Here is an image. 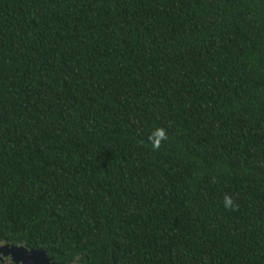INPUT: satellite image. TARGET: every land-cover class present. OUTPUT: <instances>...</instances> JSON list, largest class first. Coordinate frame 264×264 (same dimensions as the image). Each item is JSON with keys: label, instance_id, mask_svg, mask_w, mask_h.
Returning a JSON list of instances; mask_svg holds the SVG:
<instances>
[{"label": "trees", "instance_id": "obj_1", "mask_svg": "<svg viewBox=\"0 0 264 264\" xmlns=\"http://www.w3.org/2000/svg\"><path fill=\"white\" fill-rule=\"evenodd\" d=\"M0 244L264 264V0H0Z\"/></svg>", "mask_w": 264, "mask_h": 264}, {"label": "clouds", "instance_id": "obj_2", "mask_svg": "<svg viewBox=\"0 0 264 264\" xmlns=\"http://www.w3.org/2000/svg\"><path fill=\"white\" fill-rule=\"evenodd\" d=\"M169 139L167 130L164 127H156L148 136L153 151H159L164 142ZM224 207L227 210L238 209V204L233 200L231 195L225 194L223 197Z\"/></svg>", "mask_w": 264, "mask_h": 264}, {"label": "rangeland", "instance_id": "obj_3", "mask_svg": "<svg viewBox=\"0 0 264 264\" xmlns=\"http://www.w3.org/2000/svg\"><path fill=\"white\" fill-rule=\"evenodd\" d=\"M2 246L3 245L0 244V260H4L5 262H8L10 264H30V262H33L34 260H36L35 259L36 257L32 258V259H25L24 257H26V255H27L26 252H24V253L18 252L17 249L11 251V250L2 248ZM21 247L27 251L29 250L26 247L24 248V246H21ZM21 256H23V258H21ZM40 260H42L41 257H40ZM51 263H53V262H51Z\"/></svg>", "mask_w": 264, "mask_h": 264}, {"label": "water", "instance_id": "obj_4", "mask_svg": "<svg viewBox=\"0 0 264 264\" xmlns=\"http://www.w3.org/2000/svg\"><path fill=\"white\" fill-rule=\"evenodd\" d=\"M21 246L20 245H13V244H4L2 246V248H5V249L11 250V251L17 249L18 252H23V253L26 252L27 255H26V257H24L25 259H32V258L36 257L35 258L36 260H34L33 262H30V264H58V263H54V262L51 263L52 261L50 262L49 258L46 257L44 251L33 250V249H29L27 251V250L23 249ZM40 257L42 260H40ZM21 258H23V256H21Z\"/></svg>", "mask_w": 264, "mask_h": 264}]
</instances>
